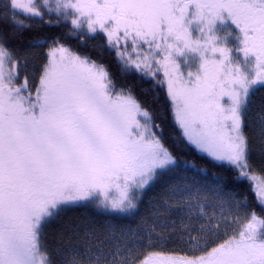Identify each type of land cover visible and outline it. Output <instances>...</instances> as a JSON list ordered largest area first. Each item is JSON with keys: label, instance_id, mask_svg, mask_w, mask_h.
<instances>
[{"label": "rangeland", "instance_id": "rangeland-1", "mask_svg": "<svg viewBox=\"0 0 264 264\" xmlns=\"http://www.w3.org/2000/svg\"><path fill=\"white\" fill-rule=\"evenodd\" d=\"M13 2L25 14L45 9L81 32L105 33L124 64L161 80L187 140L234 166L264 204V179L249 167L242 123L247 98L264 85V0ZM48 54L33 85L19 81L15 60L0 45V264H47L38 230L58 206L92 194H116L114 207L121 206L130 189L173 164L135 98L115 91L102 66L61 43ZM66 107L81 109L73 124L64 119ZM185 203L207 214L197 192ZM215 206L220 213L203 218L206 226L192 236V255L151 252L137 264H264L262 221L224 216L231 203ZM223 222L230 236L203 248L205 228L217 235ZM101 238L76 264H124L134 256L121 249L115 263L109 254L118 248Z\"/></svg>", "mask_w": 264, "mask_h": 264}, {"label": "trees", "instance_id": "trees-1", "mask_svg": "<svg viewBox=\"0 0 264 264\" xmlns=\"http://www.w3.org/2000/svg\"><path fill=\"white\" fill-rule=\"evenodd\" d=\"M55 43L102 66L115 91L135 98L138 112L150 119L154 137L169 153L173 164L156 171L144 188L130 189L121 206L118 202L114 207L113 201H118L116 194H92L77 204L58 206L38 230L39 249L47 264L79 263L82 252L101 237L104 245L118 248L109 254L115 263L118 257L112 255L121 249L134 255L124 264H137L151 252L192 255V236L206 226L203 218L207 220V216L220 213L213 210L216 202L220 209L231 203L224 216L227 213L237 218L245 213L262 221L257 239L264 240V204L258 200L252 182L242 178L231 164L213 160L187 140L161 80L124 64L103 32L84 33L62 15L45 9L40 15L25 14L15 8L13 0H0V45L15 60L19 81L34 85L40 80ZM242 123L249 167L264 179V85L254 88L247 98ZM195 192L203 198L202 211L206 215L186 207L185 201ZM217 226V235H206L205 228L203 248H211L230 236L231 230L225 228L227 223ZM235 234L238 236L239 232Z\"/></svg>", "mask_w": 264, "mask_h": 264}, {"label": "flooded vegetation", "instance_id": "flooded-vegetation-1", "mask_svg": "<svg viewBox=\"0 0 264 264\" xmlns=\"http://www.w3.org/2000/svg\"><path fill=\"white\" fill-rule=\"evenodd\" d=\"M80 111L81 109L75 107H66L64 119L68 122V124H73L76 121L77 113Z\"/></svg>", "mask_w": 264, "mask_h": 264}]
</instances>
